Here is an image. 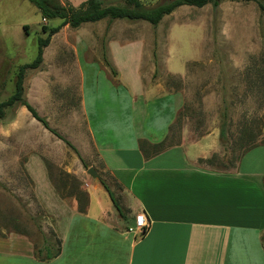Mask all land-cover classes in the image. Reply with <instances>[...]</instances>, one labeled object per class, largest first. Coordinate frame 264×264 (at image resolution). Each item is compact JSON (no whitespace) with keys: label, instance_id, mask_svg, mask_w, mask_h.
Instances as JSON below:
<instances>
[{"label":"rangeland","instance_id":"374dc122","mask_svg":"<svg viewBox=\"0 0 264 264\" xmlns=\"http://www.w3.org/2000/svg\"><path fill=\"white\" fill-rule=\"evenodd\" d=\"M82 1L59 0L73 6ZM140 1L146 7L162 2ZM60 22L44 20L27 0H0V102L14 92L18 68L35 58L38 39L47 36L42 26L49 29ZM113 43L122 44L125 77L133 76L140 57L144 91L169 93L178 102L161 145L152 148L155 144L148 140L138 142L139 146L142 141L147 143L143 145L146 153L181 143L186 146L205 137L200 146H187L192 152L213 149L197 163L219 170L233 169L238 161L243 167H264V11L254 1L221 0L216 8L211 4L181 6L157 26L143 21L109 23L106 19L77 29L66 25L51 36L41 66L26 71L23 96L50 128L80 149L77 152L81 159L84 156L85 167L24 107L7 109L0 121V237L19 233L36 247L44 237H56L24 172V153L30 148L42 151L46 145L51 150L52 155L43 159L59 194L79 196L84 192L85 182L96 181L87 172L91 168L120 198L98 161L81 105L82 89L88 84L85 65L93 62L99 69L100 88L106 84L105 75L110 79L116 75ZM122 85L129 87L123 77ZM224 107L228 108L226 134L220 139ZM249 145L256 147L246 152Z\"/></svg>","mask_w":264,"mask_h":264},{"label":"crops","instance_id":"0c3cea01","mask_svg":"<svg viewBox=\"0 0 264 264\" xmlns=\"http://www.w3.org/2000/svg\"><path fill=\"white\" fill-rule=\"evenodd\" d=\"M113 45L116 75H105L100 88L99 69L93 62L85 65L88 84L81 105L92 146L118 189L120 198L110 191L125 219L97 177L83 184L87 206L79 212L75 196H60L48 176L43 158L52 155L49 147L30 148L24 153V172L61 241V252L39 261L34 244L17 233L0 237V264H264V167H243L238 161L233 169L219 170L197 163L213 149L192 152L187 146H200L205 137L144 154L138 142L163 141L178 102L169 93L144 91L140 57L133 76L125 77L122 44ZM122 77L129 87L122 85ZM138 214L148 222L142 236L135 229Z\"/></svg>","mask_w":264,"mask_h":264},{"label":"trees","instance_id":"16d2710c","mask_svg":"<svg viewBox=\"0 0 264 264\" xmlns=\"http://www.w3.org/2000/svg\"><path fill=\"white\" fill-rule=\"evenodd\" d=\"M27 1L34 7H36L44 20L59 19L61 22L59 25L49 29L46 26H42V32L47 33V36L45 38L38 39V48L33 61L21 65L18 68L14 84V92L5 101L0 102V121L5 117L7 109L13 108L15 106L24 107L34 120L39 122L49 133L61 140L69 149H71L78 156L84 167L85 164L79 157L76 148L54 129L50 128L46 119L40 117L35 108L32 107L23 96V81L25 73L27 70H34L41 66L43 62L44 48L48 46L51 36L59 32V30L66 25L72 29H77L85 23H96L104 19H106L109 23L115 20L143 21L150 24L151 26H157L165 16L172 14L181 6L202 8L208 4H211L214 8H216L221 2V0H162V2L158 5L146 7L141 3L140 0H85L78 6H73L69 2H66L62 5L59 0ZM241 1H254L258 5L259 9L261 11H264V0ZM104 62L109 65L106 58H104ZM112 73L115 75V72L113 70ZM221 117L222 122L219 128V138L224 139L226 134V123L224 119L228 117L227 107L223 108ZM144 144L145 143L142 141L139 148L144 152V154L151 155L145 152L143 146ZM145 145H147V143ZM159 145L161 144H155L151 147L157 148ZM255 147L256 145L247 146L246 152L247 150L249 151ZM161 151L162 150H156V152L153 154L159 153ZM200 162L204 161L200 160ZM99 183L108 193L119 216L122 219H125V212L121 209L118 202L115 200L107 184L102 179H99ZM59 195L62 197L70 196L68 194ZM75 198L77 200L78 211L84 213L87 206V194L85 192H81L79 196H75ZM52 235L54 234L52 233ZM261 241L264 246V232L261 236ZM60 252L61 241L56 237L54 239L50 237H44L39 247L34 246V257L39 261L53 260L60 254Z\"/></svg>","mask_w":264,"mask_h":264},{"label":"built area","instance_id":"2783aa9c","mask_svg":"<svg viewBox=\"0 0 264 264\" xmlns=\"http://www.w3.org/2000/svg\"><path fill=\"white\" fill-rule=\"evenodd\" d=\"M135 229L137 233L142 236L144 232H146L148 227V222L146 218L142 214H138L135 216Z\"/></svg>","mask_w":264,"mask_h":264},{"label":"water","instance_id":"95a60500","mask_svg":"<svg viewBox=\"0 0 264 264\" xmlns=\"http://www.w3.org/2000/svg\"><path fill=\"white\" fill-rule=\"evenodd\" d=\"M87 172H88V174H90L91 176H93V177H97V174L93 171V169L89 168V169L87 170Z\"/></svg>","mask_w":264,"mask_h":264}]
</instances>
